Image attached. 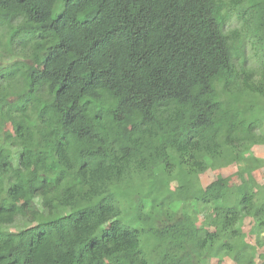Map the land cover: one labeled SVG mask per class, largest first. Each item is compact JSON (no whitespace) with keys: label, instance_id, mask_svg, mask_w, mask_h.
I'll use <instances>...</instances> for the list:
<instances>
[{"label":"trees","instance_id":"16d2710c","mask_svg":"<svg viewBox=\"0 0 264 264\" xmlns=\"http://www.w3.org/2000/svg\"><path fill=\"white\" fill-rule=\"evenodd\" d=\"M77 83L91 99L69 105ZM6 84L18 88L16 99ZM260 98L264 0H0V178L8 183L0 179V229L35 218L26 196L53 191L73 168L79 187L53 199L74 206L101 197L16 233L0 230V264H264V182L255 178L264 158L251 157L264 145ZM215 162L235 163L245 180L217 176L202 187L199 175ZM150 171L167 177L153 190ZM45 206L51 215L52 202ZM112 216L91 235V218Z\"/></svg>","mask_w":264,"mask_h":264},{"label":"clouds","instance_id":"9594fccd","mask_svg":"<svg viewBox=\"0 0 264 264\" xmlns=\"http://www.w3.org/2000/svg\"><path fill=\"white\" fill-rule=\"evenodd\" d=\"M70 34L71 33L68 32L67 30L65 31V35H70ZM52 42L54 43L55 41L53 40ZM76 47L78 49H80L81 51H83L87 47V42L84 40V38L82 36L78 38ZM41 50H43V49H41ZM57 67H60V65H58ZM80 76L87 79L88 71L80 72ZM82 86H83L82 84L77 83L76 86L73 87L72 90L67 93V96L64 98L65 101L67 102V104L70 105L72 103V100L76 99L78 96H79V100H80L81 104L85 100L91 99V96L89 94H85L82 96L80 95L79 89ZM94 91L103 92L104 89L96 88V89H94ZM9 94H11V93H9ZM53 94L54 93L45 92V95L49 96V97H51ZM260 99H261L262 104H264V98H260ZM48 102H51V100H49ZM111 103L114 104L115 100H113ZM93 105L96 107H99L100 103L97 100H93ZM86 115L88 117H91L92 112L89 111ZM28 116L31 118L29 120V123H35L36 113L34 111H29ZM0 119H3V117H0ZM51 126L52 125L50 124L49 127H51ZM0 139H2V137H0ZM2 146L5 149H7L10 153H16L18 151V148L9 147V145L7 143H4ZM80 147H86V145L81 144ZM260 147H261L262 158H264V145H261ZM72 155H73V153L70 151V153H69L70 158L72 157ZM58 167H63V165H59ZM15 169H16V162H15V159L13 158L12 167L9 169L8 175H11ZM45 171L46 170L44 168H41L37 172V175H39V172H45ZM75 171H76L75 168H73L72 174L69 175V177L58 188H55L53 191L45 190L44 194H37L35 196H26V199L31 200L35 206V210H36L35 218L30 219V220L27 218L22 219L16 224L3 226V228L0 230L9 231V232L19 231L23 228L29 227L30 225H35L37 223H40L41 221H48V220H52V219L60 217V216H67L70 213L74 212L78 208H84L86 206L95 205L97 203V201L101 198L100 196H93L90 199L77 200L74 202V206H73V204L63 205L59 202L58 199H56V200L53 199V197H57L59 192L70 184L75 183L79 187V178L75 176ZM30 172H31V168L23 170L20 174V178L21 179L27 178V176L29 175ZM55 175H56L55 171H53L50 175H48L49 181H52L53 178L55 177ZM0 179L4 180L3 188L6 189L8 187L7 176L0 178ZM261 181L264 182V177H261ZM13 183H15V181H13ZM80 190L81 191H87V185H85ZM2 195H3V192H0V196H2ZM48 201L52 202L53 208H54L51 215L49 214V209L45 206L46 202H48ZM175 207L176 206L174 205L173 208H175ZM122 215H123V211H121V216ZM117 218L118 217H116V216H112L109 219H104L102 222L99 221V219L97 217L91 218L88 221L89 226H92V225L96 226L95 230L91 232V235H96L101 229L105 228L111 222L112 219H117ZM225 259L229 260V258H227V257ZM229 264H230V260H229Z\"/></svg>","mask_w":264,"mask_h":264},{"label":"rangeland","instance_id":"374dc122","mask_svg":"<svg viewBox=\"0 0 264 264\" xmlns=\"http://www.w3.org/2000/svg\"><path fill=\"white\" fill-rule=\"evenodd\" d=\"M226 27L228 29H233V28L237 27V24H236L235 20H232L229 22V24ZM3 60L6 61V58L3 57ZM12 61H17V60L15 58H13ZM36 65H37V68L39 70H42V64L41 63L37 62ZM6 89L9 93H11L10 95L12 96L13 99L17 98L18 88L14 84H6ZM260 146L261 145H258V146H255L251 149V151H252L251 157L252 158L253 157L259 158V159L262 158ZM247 161H249V159ZM249 166H251V165H249ZM179 171H181V170H179ZM217 176H221V177L225 178L230 185H237V184L242 183L245 180L244 172H242L240 170V166L236 165L235 163L224 164L222 162H215L212 165V167L210 168V170L199 175V177H198L199 183L203 187V186L207 185L209 182L213 181ZM261 177H264V166H261L257 171H255V178L259 181V183H263L261 181ZM145 178L147 180V188H150L153 190L156 186L163 184L167 177H165V175L162 172H161V174L160 173L157 174L156 171H150V174H148V175L146 174ZM174 184L175 183L171 184V188H174V187H172V186H175ZM127 207H128L127 204H125V202H124V208L126 209ZM198 219H196V220H198ZM18 222L19 221H17L16 223H18ZM248 229H249V225L247 224V221H245L244 226H243V231L246 232V231H248ZM7 232H9V231H7ZM11 232L16 233L18 231H11ZM203 264H216V262L215 261H211V262L205 261V262H203ZM221 264H229V262L225 261V262H222Z\"/></svg>","mask_w":264,"mask_h":264}]
</instances>
